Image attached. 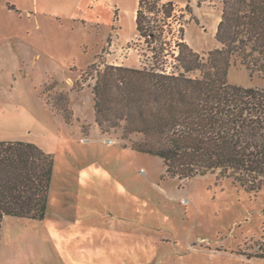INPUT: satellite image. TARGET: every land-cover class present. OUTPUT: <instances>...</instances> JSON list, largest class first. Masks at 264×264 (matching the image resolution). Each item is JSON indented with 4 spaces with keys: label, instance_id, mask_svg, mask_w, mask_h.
Instances as JSON below:
<instances>
[{
    "label": "rangeland",
    "instance_id": "374dc122",
    "mask_svg": "<svg viewBox=\"0 0 264 264\" xmlns=\"http://www.w3.org/2000/svg\"><path fill=\"white\" fill-rule=\"evenodd\" d=\"M162 1L176 5L195 52L222 48L221 0ZM137 8L138 0H0V142L55 155L45 219L6 217L0 264H264L248 258L264 256V187L247 190L219 172L171 177L161 158L131 149L141 137L125 136V122L97 123L99 72L156 61L137 33ZM228 82L264 89V76L239 60Z\"/></svg>",
    "mask_w": 264,
    "mask_h": 264
},
{
    "label": "trees",
    "instance_id": "16d2710c",
    "mask_svg": "<svg viewBox=\"0 0 264 264\" xmlns=\"http://www.w3.org/2000/svg\"><path fill=\"white\" fill-rule=\"evenodd\" d=\"M221 1L222 48L206 56L185 42L174 3L138 0L136 30L156 61L150 69L106 66L94 86L95 113L100 127L125 122V136L141 137L131 149L161 158L171 177L219 172L257 190L264 187V89L232 85L228 72L239 60L264 76V0ZM54 165L55 155L35 144L0 142V236L6 217L45 219Z\"/></svg>",
    "mask_w": 264,
    "mask_h": 264
},
{
    "label": "built area",
    "instance_id": "2783aa9c",
    "mask_svg": "<svg viewBox=\"0 0 264 264\" xmlns=\"http://www.w3.org/2000/svg\"><path fill=\"white\" fill-rule=\"evenodd\" d=\"M109 142H110V144H112L113 141H109Z\"/></svg>",
    "mask_w": 264,
    "mask_h": 264
}]
</instances>
